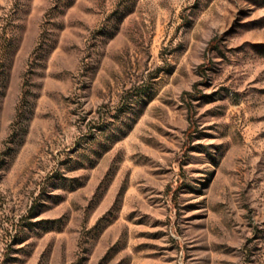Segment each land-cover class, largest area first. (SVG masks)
I'll use <instances>...</instances> for the list:
<instances>
[{"label":"rangeland","instance_id":"rangeland-1","mask_svg":"<svg viewBox=\"0 0 264 264\" xmlns=\"http://www.w3.org/2000/svg\"><path fill=\"white\" fill-rule=\"evenodd\" d=\"M0 264H264V0H0Z\"/></svg>","mask_w":264,"mask_h":264},{"label":"trees","instance_id":"trees-1","mask_svg":"<svg viewBox=\"0 0 264 264\" xmlns=\"http://www.w3.org/2000/svg\"><path fill=\"white\" fill-rule=\"evenodd\" d=\"M190 110H192V107H190Z\"/></svg>","mask_w":264,"mask_h":264}]
</instances>
